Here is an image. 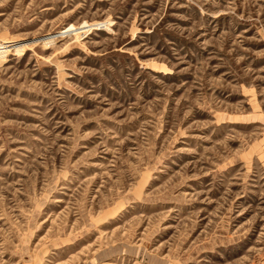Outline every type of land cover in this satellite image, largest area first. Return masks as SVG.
Returning a JSON list of instances; mask_svg holds the SVG:
<instances>
[{
	"label": "rangeland",
	"instance_id": "rangeland-1",
	"mask_svg": "<svg viewBox=\"0 0 264 264\" xmlns=\"http://www.w3.org/2000/svg\"><path fill=\"white\" fill-rule=\"evenodd\" d=\"M0 264H264V0H0Z\"/></svg>",
	"mask_w": 264,
	"mask_h": 264
},
{
	"label": "bare ground",
	"instance_id": "bare-ground-1",
	"mask_svg": "<svg viewBox=\"0 0 264 264\" xmlns=\"http://www.w3.org/2000/svg\"><path fill=\"white\" fill-rule=\"evenodd\" d=\"M22 44H23V41L21 42H17V41H7V40H5V41H1L0 42V48L1 47H10V48H13L14 46H17V45H19V46H22Z\"/></svg>",
	"mask_w": 264,
	"mask_h": 264
}]
</instances>
